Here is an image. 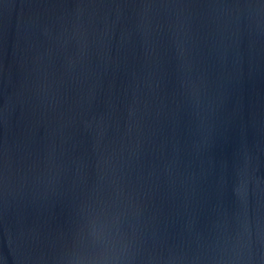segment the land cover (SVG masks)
Here are the masks:
<instances>
[{
    "label": "water",
    "instance_id": "1",
    "mask_svg": "<svg viewBox=\"0 0 264 264\" xmlns=\"http://www.w3.org/2000/svg\"><path fill=\"white\" fill-rule=\"evenodd\" d=\"M0 264H264V0H0Z\"/></svg>",
    "mask_w": 264,
    "mask_h": 264
}]
</instances>
